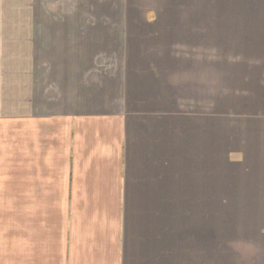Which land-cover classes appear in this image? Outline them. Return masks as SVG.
Returning a JSON list of instances; mask_svg holds the SVG:
<instances>
[{"label": "crops", "instance_id": "1", "mask_svg": "<svg viewBox=\"0 0 264 264\" xmlns=\"http://www.w3.org/2000/svg\"><path fill=\"white\" fill-rule=\"evenodd\" d=\"M92 1L0 0V188L18 172L22 203L37 207L21 212L23 251H52L21 263L246 264L232 233L222 242L219 214L206 239L203 179L186 169L198 126L158 113L170 103L145 52L95 21L12 18ZM254 236L252 263L264 264Z\"/></svg>", "mask_w": 264, "mask_h": 264}, {"label": "rangeland", "instance_id": "2", "mask_svg": "<svg viewBox=\"0 0 264 264\" xmlns=\"http://www.w3.org/2000/svg\"><path fill=\"white\" fill-rule=\"evenodd\" d=\"M92 2L97 8L13 10L12 18L25 19L24 25H32L26 20L95 21L110 27L119 45L125 40V50L135 46L145 52L143 60L161 85L157 90L171 95L161 92L170 105L158 113L174 115V124L181 116L183 124L198 126L196 145L188 143L193 148L186 169L203 179L199 210L206 212V239L217 235L207 217L219 214L214 220L222 242L232 233L246 264H253L260 253L246 241L264 233V0ZM13 162L15 169L18 161ZM17 173L0 188V264H22V256L34 253L51 258L52 251H23L29 236L22 235L21 212L36 206L22 203ZM45 231L51 234V227ZM35 233L36 244H51Z\"/></svg>", "mask_w": 264, "mask_h": 264}]
</instances>
